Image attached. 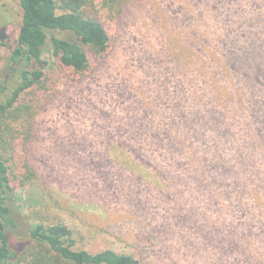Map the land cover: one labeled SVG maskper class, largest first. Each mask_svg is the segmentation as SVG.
<instances>
[{"label": "trees", "instance_id": "1", "mask_svg": "<svg viewBox=\"0 0 264 264\" xmlns=\"http://www.w3.org/2000/svg\"><path fill=\"white\" fill-rule=\"evenodd\" d=\"M169 1L178 14L167 16L165 25L177 36L163 29L160 49L146 51L154 65L140 63L138 71L145 76L126 79L138 109L130 122L144 129L148 142L150 131L159 133L158 157L172 168L156 159L152 148L129 146L154 163L173 187L168 198L184 199L181 220L199 235L191 244L204 264H264V0H238L237 8L236 0ZM18 3L16 45L0 71V264H21L27 255L25 264H151L146 248L137 254L78 249L73 230L64 223L21 229L12 185L18 151L33 140L36 126L34 110L22 101L42 84L45 51L50 49L62 69L73 74V82L93 77L117 53L124 20L146 2ZM91 9L103 18L92 16ZM213 13L224 16L218 20L226 32L203 27L217 18ZM6 19L0 15V46L7 48ZM146 91L149 98L143 96ZM109 151L106 155L112 156ZM25 164L22 183L35 176ZM18 237L25 240L13 244Z\"/></svg>", "mask_w": 264, "mask_h": 264}, {"label": "rangeland", "instance_id": "2", "mask_svg": "<svg viewBox=\"0 0 264 264\" xmlns=\"http://www.w3.org/2000/svg\"><path fill=\"white\" fill-rule=\"evenodd\" d=\"M144 2V7L133 8L124 20L117 53L93 77L73 82V74L62 69L50 49L45 51L48 65L42 84L22 101L34 110L36 126L33 140L18 151L14 169L18 175L12 177L21 229L31 224L64 223L73 230L78 249L93 253L128 250L137 254L139 248H146L151 264H204L191 244L199 235L181 220L186 211L184 199L168 198L172 186L157 173L154 163L143 160L129 146L152 148L156 159L164 166L170 165L158 157L159 133L150 131L154 139L148 142L144 129L138 130L139 125L130 122L138 109L126 78L131 74L133 78L145 76L138 66L148 62V47L160 49L158 37L163 29L177 36L165 25L168 17L177 16L175 5L169 0ZM238 5L236 0L235 8ZM222 12L225 14L227 8L223 7ZM90 13L103 18L98 9ZM2 14L7 18L9 47L0 46V71L10 47L16 45L21 24L18 0H0ZM213 14L217 18L211 17L210 25L204 23L203 27L226 32V25L218 20L224 16ZM260 19L264 20V14ZM143 94L150 97L148 91ZM109 149L112 156L106 155ZM26 162L35 176L22 183L27 174ZM23 240L18 237L12 242Z\"/></svg>", "mask_w": 264, "mask_h": 264}]
</instances>
